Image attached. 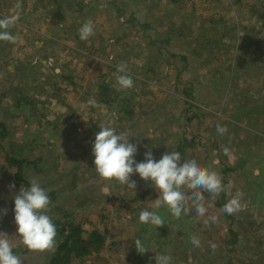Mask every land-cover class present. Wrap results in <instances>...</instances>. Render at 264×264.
Instances as JSON below:
<instances>
[{
	"label": "rangeland",
	"instance_id": "374dc122",
	"mask_svg": "<svg viewBox=\"0 0 264 264\" xmlns=\"http://www.w3.org/2000/svg\"><path fill=\"white\" fill-rule=\"evenodd\" d=\"M79 1L22 0L19 19L10 29L16 41H0V85L9 83L10 74L25 88L24 94L35 91L37 97L35 109L28 105L10 109L6 99L0 100L4 151L36 160L39 171L25 168V177L55 188L59 201H65L76 219L89 230L102 229L108 234L109 243L83 264H156V254L170 255L172 264L260 263L264 257V116L259 119L258 111L264 107V56L261 51L251 57L246 52L256 45L250 47L241 38L255 36V28L264 30V0H180L177 4L169 0ZM16 2L0 0V18L14 14ZM221 15L227 19V27L236 26L235 31L220 35L225 43L217 49L201 44L188 49L187 39L201 42V36L216 35L210 20L217 21ZM88 20L93 21L95 34L82 41L78 29ZM78 23L81 26H76ZM165 35L174 41L169 47L161 44ZM171 53L187 56L183 68ZM204 56L208 61L201 64ZM60 62L81 65L84 78L79 87L61 85L65 80L60 74L65 70L57 64ZM121 63L133 80L146 84L140 93L133 81L139 107L131 118L114 111L117 103H111V91L91 86L96 72L105 70L113 76ZM24 74L37 76V83L27 84ZM48 74L61 81L58 91H47ZM253 93L255 101L250 98ZM89 100H94L95 106L89 105ZM41 114L46 117L43 128ZM217 124L227 126V133L219 135ZM100 125L127 133L129 142L138 146L137 162L144 161L146 150L157 149L153 157L158 161L166 152H179L181 147L186 157L181 156L180 163L196 159L222 176L223 196L220 193L213 198L204 193L205 217H197L192 208L177 219L161 208L158 214L165 224L157 228L147 224L139 233V210H156L153 201L158 194L138 174L131 177L135 189L99 179L92 165V145ZM61 130L70 135L65 137ZM261 135L263 139L257 140ZM66 149L75 155L65 164ZM77 161L87 168L82 181L67 174ZM85 163H92L91 167ZM5 164L0 149V210L7 209L6 215L0 211V232L14 245L20 243L11 221L15 193L11 177L10 181L3 178ZM7 170L13 172V168ZM91 178L93 181L84 183ZM73 182L83 187L74 188ZM237 191L243 193V210L223 214V205ZM209 215H217L219 220L205 226L203 220ZM162 230L165 235L158 233ZM192 235L200 238V247L190 243ZM135 239L149 250L138 253ZM209 242L217 245L214 252ZM17 255L23 264H44L48 252L26 250Z\"/></svg>",
	"mask_w": 264,
	"mask_h": 264
},
{
	"label": "clouds",
	"instance_id": "9594fccd",
	"mask_svg": "<svg viewBox=\"0 0 264 264\" xmlns=\"http://www.w3.org/2000/svg\"><path fill=\"white\" fill-rule=\"evenodd\" d=\"M22 0H17L14 5V14L0 18V41L14 43L17 39L10 29L16 24L20 16ZM95 34L93 21L88 20L78 29L79 38L86 41ZM115 81L112 87L116 91H125L133 88L132 76L127 72L126 65L121 63L116 66ZM88 104L95 106L94 100ZM100 131L95 135L92 145L95 171L102 181H116L120 185H127L130 189L136 188V181L131 177H139L150 182V186L157 192L154 200L156 210H142L139 214V223L151 224L156 228L165 224L164 219L158 214L161 208L166 209L173 217L179 219L182 214L187 215L195 209L197 217H205L208 208L205 205L204 193L213 198L225 191L222 176L209 168L201 166L196 159H187L183 163L181 154L177 151L166 152L157 161L151 151L145 152L144 161L137 162L135 156L138 146L130 143L127 133H117L114 127L100 125ZM173 131H178L174 128ZM216 131L219 135L227 133V126L217 124ZM227 153V149H224ZM28 187H21L14 197V223L17 226L16 235L20 243L29 251L52 250L56 246L57 229L53 223L50 212V197L38 180L29 181ZM14 188V185H10ZM243 193L237 191L222 207V212L233 215L243 210L241 203ZM191 202V203H189ZM6 215L7 209L0 210ZM217 215H209L204 220L205 226L217 223ZM8 235L0 232V264H23L21 258L14 254L13 244ZM190 243L195 247L201 246L198 236L192 235ZM209 247L214 252L217 245L209 242ZM135 248L140 254L149 250L140 239H135ZM156 264H172V257L167 254L155 256Z\"/></svg>",
	"mask_w": 264,
	"mask_h": 264
},
{
	"label": "trees",
	"instance_id": "16d2710c",
	"mask_svg": "<svg viewBox=\"0 0 264 264\" xmlns=\"http://www.w3.org/2000/svg\"><path fill=\"white\" fill-rule=\"evenodd\" d=\"M55 1L57 0H54V2ZM169 1L173 4H177V2L180 0H169ZM80 2L81 0L79 1V3ZM226 22H227V19L223 15H221L219 17V20L217 21L210 20V26L216 29V33H215L216 35L214 34L215 36L213 38L210 35L201 36L203 37V40L201 42H199V40L197 42L195 40L196 38L187 39L186 43H187L188 49L189 48L194 49L195 47H197V45L200 46V44L203 45V47L209 45L210 46L209 48L217 49L221 43L223 42L225 43L224 40L223 42L220 40V35L221 37H224L226 33H231L236 30V26H234L233 24H229L227 27L225 25ZM81 25L79 23L76 24V26H81ZM255 29L257 31L255 36L251 38H247V39L246 38L243 39L242 37L241 39L245 42V44L249 45L250 47H253V44L256 45V47H253L252 49L248 48L247 50L248 52H246V53H249L251 57L255 56L257 52H261V51H262L261 55L264 56V30H261V28H255ZM177 34H179V32H177ZM180 35H181V31H180V34L177 36H180ZM173 42L174 41L171 39V36L165 35L164 37H162L161 44L163 43L166 47H169L170 45L173 44ZM194 42L195 44L192 45V43ZM158 52L160 53V51ZM191 54L198 55V52L196 51L193 53L191 51ZM170 55L173 57H176V53H171ZM206 57L207 56H204L203 58H201L200 60L201 64L206 63L208 61V58ZM176 58L177 59L179 58L178 67L183 68L184 62H186L187 56L185 54H181L179 57H176ZM57 64H60L62 69L65 70L60 74V77H62L65 81L61 82L60 80H58L61 82V85H63L67 89L73 88L75 86L79 87L80 83L83 81V78H84V72L81 70V65L77 63L67 64L64 62H60ZM261 66L263 65L258 64V67H261ZM108 69H112L115 71V69L112 67H108ZM10 76L11 75L9 74L8 84L6 83L2 86L0 85L1 86L0 100L6 99L7 100L6 103L10 109L19 107L20 105L21 106L28 105L29 109H35L36 103H37V97L33 94H35L36 92L33 91V94L31 95L24 94L23 90L25 88H23V86L20 85L18 81H15L12 78H10ZM48 76L49 77L46 78L45 80L47 85L49 83V87L47 91H51V89L53 92L58 91V81L56 80L57 77L55 76V74H48ZM50 77H52L51 80H49ZM36 78L37 76L29 75L28 77L27 74H24V79L26 83L29 85L30 84L35 85L34 83H37ZM114 81H115V76L114 75L111 76L108 71L104 70L102 72L95 73V76L92 79L91 86H94V88H98L99 90L103 92L111 91L113 93L111 103L114 100H116L115 103H117V107H115L116 110L114 111L115 112L117 111L119 115L120 113H122L126 115L127 117L131 118V116L135 114V110L137 109L136 107L137 106L139 107V105H135V103L137 102L136 101L137 98H135V87L128 89L129 91V92L127 91L128 94L122 95L121 93L122 91H116L112 87V84L114 83ZM133 81H136L138 83L137 85H139V88H136V90L139 89L140 93H142L144 91V87H146L145 82L143 81L144 83H141V81H138V80H133ZM140 85H144V86L140 87ZM50 95L51 93L49 94V96ZM58 98H59V93H58ZM250 98H253L252 101H255L256 93L251 94ZM257 102H259V100H257ZM245 111H247V109ZM248 112H250V114H253V111L252 112L248 111ZM258 112L261 115L259 119H262V116H264V107H261L260 111ZM39 117L43 121L42 123H44V119H46L45 114H41L39 115ZM44 126H45V123L43 124L41 128H43ZM0 129H1L0 130V149L3 151L4 160L6 161V164L2 168V171H4L3 178L6 177L10 181V177H11L12 179L11 184L15 186L13 188L14 193L15 195H17L21 187L30 186L29 185L30 179L25 177L24 170L25 168H28V167L38 170L35 166L36 160H30L26 157L13 156L9 154L8 152L4 151L3 149L4 145L2 144L1 141L2 139L5 138L4 137L5 128H4V125L1 123H0ZM66 130H61V132L63 133L65 137L70 135V133L69 134L66 133ZM246 132L248 131L246 130ZM262 139H263V136L261 135L258 137L257 140L261 141ZM181 143L182 142H179L180 146H181ZM40 145L43 146L44 144H40ZM168 148H170V146H168L166 149ZM153 150H151L152 154H157V149H155V151ZM177 150L179 151L182 157H186V153L181 147L177 148ZM65 151H69V152L64 153V159H65V164H66L67 159L72 158L75 154L71 155V153L73 152L72 150L66 149ZM40 158H42V156H40L38 159ZM77 158L78 157L76 156V159ZM93 161H94V156L92 157V162ZM77 163L78 164H75L72 166V172H67V174H73L72 177L74 179H77L79 177L81 178V181H82L83 175L85 174V170L87 168L82 167V163H80V161L79 162L77 161ZM85 164L91 167L92 163L91 164L85 163ZM92 165H94V163ZM8 168H13L12 170L13 172L9 173V171L7 170ZM90 181H93V178L89 179V181H85L84 183H89ZM39 183L47 191L50 197V201H51L50 212L48 214L51 216L53 223L56 225V229H57V236L55 238L56 246L52 250H46V252H48V256L45 259L44 264H83L87 259L92 257L95 253L100 251L102 248H104L109 243V236L104 230L97 229V228H93L89 230L88 227H86L78 219H76L74 212H71L69 210V208L66 206L65 201H59L60 195L57 194V192L55 191V188H48L46 183H43L40 181ZM72 186L74 188H78L82 185H78L76 182H73ZM218 204L221 205L222 201L218 202ZM12 208L14 209V207ZM140 211H142V209L139 210V212ZM11 221L14 222V216H12ZM146 226L147 224L141 223V228L139 229L140 231L138 232L141 233L146 228ZM231 226H232V223L229 224V229H231ZM14 227L17 230V226L15 225V223H14ZM158 233H161L162 235L166 234L165 231L163 230L159 231ZM13 246H14L13 252L16 255L19 253H24L27 250L25 247L22 246L21 243H16ZM257 264H264V257L262 261Z\"/></svg>",
	"mask_w": 264,
	"mask_h": 264
}]
</instances>
